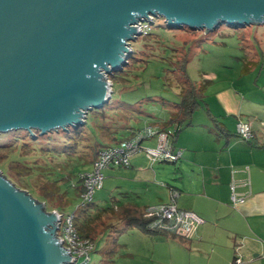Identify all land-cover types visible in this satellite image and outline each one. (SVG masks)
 Masks as SVG:
<instances>
[{
	"label": "water",
	"instance_id": "obj_1",
	"mask_svg": "<svg viewBox=\"0 0 264 264\" xmlns=\"http://www.w3.org/2000/svg\"><path fill=\"white\" fill-rule=\"evenodd\" d=\"M150 16L169 29H238L264 25V0H0V133L83 127ZM44 208L0 176V264L73 262Z\"/></svg>",
	"mask_w": 264,
	"mask_h": 264
},
{
	"label": "rangeland",
	"instance_id": "obj_2",
	"mask_svg": "<svg viewBox=\"0 0 264 264\" xmlns=\"http://www.w3.org/2000/svg\"><path fill=\"white\" fill-rule=\"evenodd\" d=\"M152 17L156 23L153 20L155 25L149 34L135 35V41H131L134 51L127 60L129 63L124 66L125 70L121 69L114 75L104 74L105 81L112 83L113 94L112 100L110 99L112 104H134L150 96L176 100L178 90L175 84L168 86L166 80L167 70L171 65L164 60L171 58L169 50L166 53L162 48V51H151L164 60L150 59L148 63H140L133 59L144 58L140 52L147 51L146 45L149 42L147 38L153 33L160 35L162 42L172 47L183 46L184 40L187 39L199 41L198 44L190 43L192 50L188 73L194 81L204 78L211 80L206 91V101L220 113L215 103L219 98L230 100L234 108L240 104L244 106L242 111L240 110L244 117L253 114L264 122V25L254 24L234 29L223 24L208 32L190 31L169 29L163 18ZM217 92L223 94L218 95ZM107 106L91 110L87 115L85 130L89 131L91 140L82 141L83 145L78 149L81 159L76 156L66 158L56 155L53 150L43 145L23 146L21 133L24 130L0 133V176H4L8 184L15 186L17 191H25L38 203H44L46 213L58 211L64 216L75 213L83 202L77 189L80 186L79 176L93 170V164L84 162L89 158L87 152L91 149L87 142L92 149L108 145L111 134L109 130L101 127L117 126L123 121L120 115ZM142 106L144 111L151 114L150 117H139L138 121L132 116L133 118L126 120L129 126L137 130H142L146 125H153L157 122L156 118L167 117V113L159 104L146 103ZM103 113H106L105 117ZM211 130H216L215 124L202 107L194 115L191 124L184 126L179 134L177 147L184 151V156L176 164H158L161 165L159 168L162 172L157 173V178H153L152 183L147 184L151 187V192L164 197L165 186H162V183L173 182L171 178L180 175L177 171L180 166L190 173L191 168L185 167L187 164L190 167L192 165L189 156L200 146L198 142L201 143L203 140L207 143L209 138L213 140ZM28 134L34 138L38 133L34 130ZM123 134L119 132L115 135L121 138ZM147 163L152 164L148 158ZM126 172L125 169L105 170L103 187L95 192L93 205L87 208L89 235L95 244L88 264H158L151 256L153 248L157 245L155 236L151 237L155 234H147L138 228L128 227L122 218L123 208L120 211L116 209L126 202L123 195L126 192L133 191L141 195L147 189L146 185L142 189L131 180L124 179ZM56 194L58 202L66 201L64 206H54L55 198L52 196ZM117 200L120 202L117 203ZM85 220L84 218L82 222Z\"/></svg>",
	"mask_w": 264,
	"mask_h": 264
},
{
	"label": "crops",
	"instance_id": "obj_3",
	"mask_svg": "<svg viewBox=\"0 0 264 264\" xmlns=\"http://www.w3.org/2000/svg\"><path fill=\"white\" fill-rule=\"evenodd\" d=\"M206 103L215 118L213 121L208 116L216 130H211L213 140L198 142L200 146L192 151L189 156L192 165H185L191 168L190 173L180 166L177 170L180 175L171 178L173 182L162 183L164 197L158 196L147 184L162 172L158 164L163 163L149 165L145 153H138L131 158L129 167L111 169H125L124 179L142 189L146 185L147 189L141 195L126 192L123 194L126 202L116 209L143 214L148 206L168 203L174 188L179 192V208L196 213L204 222L191 240L151 235L157 241L151 256L158 264H232L237 253L242 255L243 264H264V122L253 114L244 117L240 113L243 105L234 108L224 98L215 103L220 113ZM239 122L251 124L254 134L251 142L238 136ZM179 134L174 141L177 149ZM145 141L143 146L156 147L155 138ZM233 184L240 195L251 192L243 203H233Z\"/></svg>",
	"mask_w": 264,
	"mask_h": 264
},
{
	"label": "trees",
	"instance_id": "obj_4",
	"mask_svg": "<svg viewBox=\"0 0 264 264\" xmlns=\"http://www.w3.org/2000/svg\"><path fill=\"white\" fill-rule=\"evenodd\" d=\"M155 23L152 24L151 30L153 26L155 25ZM185 29H188V28H183L181 30H185ZM153 36L155 38H153ZM147 39L149 41L148 44L146 45L147 51L145 50L143 52H140V55L144 58L143 59L133 58V59L136 61H139L140 63H143V62L148 63L150 59L151 60L160 59L159 57H157L158 56L157 54H152L151 51H155V50L162 51L161 50L162 48L164 49L166 53L167 50H169L172 55L171 58H169L168 60H164L163 58L161 59H163L164 61H168V63L171 65V68L167 70L168 73H167L166 80L168 82L167 84L168 86L175 84V87L178 90L176 100H169V99L164 98L163 96H155V97L150 96L142 100L143 104L142 102H136L134 104H127V103H124V104L123 103H119V104L113 103L112 104L111 103L112 98H111L110 102L107 104L108 105L107 107L111 111L120 115L121 116L120 118L123 121L122 123H119L117 126L106 125L104 127H101V129L109 130V133L111 134L110 143L105 146L93 147L92 149V146L90 145V143L87 142V144L90 146L91 149L90 151L87 152L89 155V158L86 160L82 158L85 160L84 162L94 165V163L97 161L99 157V154L104 149L120 144L123 141L132 140L134 137H136L137 134H139L141 131H143L148 126L157 128V130H160V131L171 132V139H170L171 143L170 144L172 145L174 151H178L179 149L174 147V141H176L178 134L182 131L184 126H189L191 124V121L198 110H200L203 107L206 110L207 115L213 121H215V118L211 114L208 108V105L205 101L206 91L209 85L211 84V80L204 78V80L194 81L192 80V78L190 77L188 73V66L191 62V50H192V46H190V43L192 42V44L194 43L198 44L199 41L195 39H187V40H184L183 46L172 47L171 45H166L164 42H162V39L160 38V35L158 34L151 33L150 37H148ZM146 103H155V104L161 105L165 113H167V117L164 119L160 117L156 118L157 122H154L153 125H146L145 128H143L142 130H137L133 126H129L126 120H128L132 116L134 117V120H138V121H139V117H150L151 116L150 113L143 110L142 105ZM103 108H105V106ZM102 115L105 117L106 113H103ZM86 124H87V121L83 127H79L77 129L71 127L67 131L59 130V131L50 132L44 135H40V132L37 131L38 134H36L34 138L30 137L27 131H23L21 133L22 143H23V146H30V145L47 146L46 148L47 149L50 148L51 150H53V153H55L56 155L65 156L66 158H70V157L72 158L76 156L81 159V156L78 155L79 153L78 149L80 145H83L82 141L85 139L91 140L89 137L90 133H88L89 131L85 130ZM119 132H121L122 134L124 133L121 136V138H118L115 135ZM252 140H249L247 142H251ZM42 151H48V150H42ZM179 161L173 162L172 164H176ZM160 163H170V162H160ZM82 174L84 173H81L80 176ZM80 176H79L80 186H78L77 189H79V194L82 196L84 192V188H83V184H82V180ZM172 191H177V190L174 188H171V192ZM57 196H58L57 194L56 196H52V198H55V200L53 201L54 206L56 207L64 206L65 205L64 203H66V201L63 202V200L62 201L59 200L58 202L56 200ZM91 205H93V202L87 203V204L82 202L77 207L78 212L76 211L75 213L71 215L74 216V219H73L74 225L76 229L78 230L79 235L83 238H90L94 242V240L89 235V224H88L89 220L87 219V211H88L87 208L90 207ZM146 209L147 207L145 208L143 214L142 213L141 214L132 213L128 210L123 211V217H122L123 221L128 227L138 228L147 234H155V235L160 234V235L171 236L172 238H177L167 233L154 231L150 229L149 224L151 220L145 216ZM77 213L79 217L77 216ZM67 216H70V215H67ZM84 218L86 220L85 222H82Z\"/></svg>",
	"mask_w": 264,
	"mask_h": 264
},
{
	"label": "built area",
	"instance_id": "obj_5",
	"mask_svg": "<svg viewBox=\"0 0 264 264\" xmlns=\"http://www.w3.org/2000/svg\"><path fill=\"white\" fill-rule=\"evenodd\" d=\"M152 16L148 22H140L135 25L139 33L135 35H146L151 30L154 23ZM237 134L246 141L252 140L254 134L251 125L244 122L237 124ZM157 139L156 147H143L145 140ZM171 132L157 130L152 126L146 127L132 140L123 141L120 144L104 149L93 165V170L82 174L81 180L84 188L82 195L84 203H91L94 200L95 192L102 188L104 181V171L110 168L129 167L131 158L138 153H145L147 158L154 164L160 162H177L182 157V151H174L170 144ZM250 185V182L247 181ZM234 204L243 203L251 194H238L232 185ZM178 191L171 192V199L168 203H161L147 207L145 216L151 220L149 228L154 231L164 232L174 237L191 240L197 228L204 222L196 213L179 208L177 200ZM57 216V238L64 249L68 250V255L74 258L69 264H88L91 261V252L95 248L94 242L90 238H83L79 235L74 225V216H64L58 211H54ZM81 260V262H80ZM242 255L237 253L232 264H242Z\"/></svg>",
	"mask_w": 264,
	"mask_h": 264
},
{
	"label": "bare ground",
	"instance_id": "obj_6",
	"mask_svg": "<svg viewBox=\"0 0 264 264\" xmlns=\"http://www.w3.org/2000/svg\"><path fill=\"white\" fill-rule=\"evenodd\" d=\"M108 93H109V90H108Z\"/></svg>",
	"mask_w": 264,
	"mask_h": 264
}]
</instances>
